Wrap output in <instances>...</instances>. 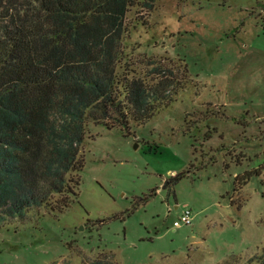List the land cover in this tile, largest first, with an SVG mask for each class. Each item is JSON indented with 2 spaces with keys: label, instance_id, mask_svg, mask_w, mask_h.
Returning <instances> with one entry per match:
<instances>
[{
  "label": "rangeland",
  "instance_id": "374dc122",
  "mask_svg": "<svg viewBox=\"0 0 264 264\" xmlns=\"http://www.w3.org/2000/svg\"><path fill=\"white\" fill-rule=\"evenodd\" d=\"M125 22L128 68L182 87L128 130L88 120L77 198L1 219L0 264H264V0H135Z\"/></svg>",
  "mask_w": 264,
  "mask_h": 264
},
{
  "label": "trees",
  "instance_id": "16d2710c",
  "mask_svg": "<svg viewBox=\"0 0 264 264\" xmlns=\"http://www.w3.org/2000/svg\"><path fill=\"white\" fill-rule=\"evenodd\" d=\"M134 2L0 0V220L62 212L77 198L87 121L128 130L182 87L128 68Z\"/></svg>",
  "mask_w": 264,
  "mask_h": 264
},
{
  "label": "built area",
  "instance_id": "2783aa9c",
  "mask_svg": "<svg viewBox=\"0 0 264 264\" xmlns=\"http://www.w3.org/2000/svg\"><path fill=\"white\" fill-rule=\"evenodd\" d=\"M192 220L193 214L191 209L187 206H183L179 211L177 219L173 221V226L179 227L181 225H192Z\"/></svg>",
  "mask_w": 264,
  "mask_h": 264
},
{
  "label": "crops",
  "instance_id": "0c3cea01",
  "mask_svg": "<svg viewBox=\"0 0 264 264\" xmlns=\"http://www.w3.org/2000/svg\"><path fill=\"white\" fill-rule=\"evenodd\" d=\"M175 208H178V206L176 205ZM178 213H179V211H178Z\"/></svg>",
  "mask_w": 264,
  "mask_h": 264
}]
</instances>
